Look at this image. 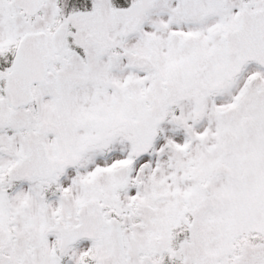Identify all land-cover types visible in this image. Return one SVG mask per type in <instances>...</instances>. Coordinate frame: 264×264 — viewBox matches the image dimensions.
Returning <instances> with one entry per match:
<instances>
[{"label":"snow or ice","instance_id":"6c2138e0","mask_svg":"<svg viewBox=\"0 0 264 264\" xmlns=\"http://www.w3.org/2000/svg\"><path fill=\"white\" fill-rule=\"evenodd\" d=\"M0 264H264V0H0Z\"/></svg>","mask_w":264,"mask_h":264}]
</instances>
